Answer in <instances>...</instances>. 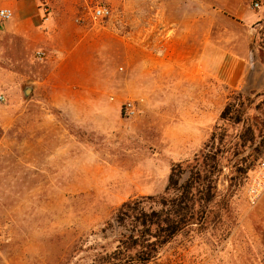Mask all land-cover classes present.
Segmentation results:
<instances>
[{
	"label": "rangeland",
	"instance_id": "obj_1",
	"mask_svg": "<svg viewBox=\"0 0 264 264\" xmlns=\"http://www.w3.org/2000/svg\"><path fill=\"white\" fill-rule=\"evenodd\" d=\"M115 1L98 2L113 13L95 24L107 31L88 64L86 85L79 84L77 71L66 69L51 76L52 89L44 88L39 83L51 71L35 59L36 50L16 53L14 40H8L0 52V264H103L130 228L113 221L119 207L162 194L172 167L181 165L184 179L188 166L216 151L222 169L204 219L147 264H264V193L250 206L247 176L234 172L250 168L264 153V87L233 88V77L216 62L214 79H200L194 99L191 87L181 84L176 52L181 6L135 0L137 12L128 23L126 15L117 21V12L126 8L117 10ZM246 2L257 17L252 25L216 12L212 25L209 6L193 7L198 40L213 29L216 45L223 47L231 41L224 33L232 32V45L240 51L249 41L264 69V3L252 10ZM165 15L166 30L159 35V17ZM132 28L139 36H127ZM150 28L154 36L144 38ZM129 100L137 112L126 118L121 106ZM228 103L245 110L241 122L219 120ZM249 131L254 138L243 144L239 136ZM128 257L132 252L121 247L112 262L127 264Z\"/></svg>",
	"mask_w": 264,
	"mask_h": 264
},
{
	"label": "crops",
	"instance_id": "obj_2",
	"mask_svg": "<svg viewBox=\"0 0 264 264\" xmlns=\"http://www.w3.org/2000/svg\"><path fill=\"white\" fill-rule=\"evenodd\" d=\"M146 1L152 5L155 3L154 0ZM246 1L174 0L169 3V5L181 6L177 11L180 12L178 16L182 25V31H180L182 41L179 47H176L180 50L176 52L181 54L182 59V64L179 66L182 69L181 84L191 87L189 96L193 97L197 91L200 79L206 81L214 79L213 71L216 62L218 68L228 70L230 77H233L230 83L233 88L248 91L247 89L255 84L260 86V89L264 87V69L252 55L249 41L245 40L242 49L238 51L232 45L234 33H224L231 41L227 42L226 46L220 47L215 43L213 29L207 30L201 44L198 40L199 19L193 7H198L200 2L209 6L211 11L207 19L212 20V25V16L215 12L234 23L252 25L257 17L249 10ZM98 2L99 0H1L0 6L11 9L13 17L0 26V52L6 47L8 40H14L16 53L29 54L34 50L45 52L46 57L43 60L50 67L51 72L50 76H46L39 83L44 88L52 89L51 76L66 69L77 71L79 84L86 85L88 64L95 62L94 54L99 51L98 48L102 45L101 39L107 31L101 26H98L99 29L96 28L95 24L87 18L89 9ZM114 4L117 10L119 6L121 9L126 8L117 12V21L119 16L126 15L129 23L130 17H134L137 12L134 8L135 0H116ZM158 5L162 8L168 3L159 0ZM42 7L47 8L46 15L42 13ZM154 16L152 15L151 18ZM44 17H46L45 20ZM77 19L81 21L77 22ZM159 22L164 26L159 28V35H161L166 30V15L164 18L159 17ZM111 32L116 34L118 30ZM138 34L132 28L127 36L135 38L139 36ZM142 36L153 37L154 33L151 28L144 29ZM132 83L134 84V81ZM79 99L80 105L85 107L86 98Z\"/></svg>",
	"mask_w": 264,
	"mask_h": 264
},
{
	"label": "trees",
	"instance_id": "obj_3",
	"mask_svg": "<svg viewBox=\"0 0 264 264\" xmlns=\"http://www.w3.org/2000/svg\"><path fill=\"white\" fill-rule=\"evenodd\" d=\"M244 100H248L244 97ZM243 101H241V104ZM228 103L219 114V120L241 122L244 109H234ZM211 134L210 139L214 138ZM223 133L218 141H223ZM254 135L249 131V136L242 133L239 139L243 144L252 141ZM244 146V145H242ZM215 153H206L200 162L188 166L186 178L182 179L185 169L181 165L172 167L168 176L167 185L162 194L158 196L140 197L123 203L116 212L113 221L117 226L130 227L127 233L120 234L119 244L103 264H113V257L121 247L131 253L127 262L147 264L152 261L160 248L171 241L185 228L202 222L205 217L206 207L213 201L216 194V177L221 172L220 160ZM264 154V153H263ZM262 154V155H263ZM257 158V160H259ZM257 160L255 164L257 163ZM250 168H236L235 173L247 176ZM127 263V264H129Z\"/></svg>",
	"mask_w": 264,
	"mask_h": 264
},
{
	"label": "built area",
	"instance_id": "obj_4",
	"mask_svg": "<svg viewBox=\"0 0 264 264\" xmlns=\"http://www.w3.org/2000/svg\"><path fill=\"white\" fill-rule=\"evenodd\" d=\"M249 6L252 10H259L264 3V0H248ZM47 8L42 7V13L47 14ZM112 9L110 6L104 3H99L89 9L87 18L94 24H102L112 17ZM13 12L7 7L0 6V26L7 21L11 20ZM44 20L46 17L43 18ZM81 21L80 19L76 20ZM36 60L41 61L46 57L45 52L36 51L34 54ZM0 101H3V97L0 96ZM121 112L126 118L133 117L136 112V105L133 101H126L121 106ZM245 196L248 204L254 206L262 194L264 193V154L255 164L254 168L249 171L246 179Z\"/></svg>",
	"mask_w": 264,
	"mask_h": 264
},
{
	"label": "water",
	"instance_id": "obj_5",
	"mask_svg": "<svg viewBox=\"0 0 264 264\" xmlns=\"http://www.w3.org/2000/svg\"><path fill=\"white\" fill-rule=\"evenodd\" d=\"M31 92V87H25L23 90V95L26 97Z\"/></svg>",
	"mask_w": 264,
	"mask_h": 264
}]
</instances>
